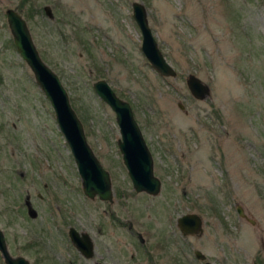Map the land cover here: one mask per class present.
I'll list each match as a JSON object with an SVG mask.
<instances>
[{"label": "rangeland", "instance_id": "rangeland-1", "mask_svg": "<svg viewBox=\"0 0 264 264\" xmlns=\"http://www.w3.org/2000/svg\"><path fill=\"white\" fill-rule=\"evenodd\" d=\"M133 1L176 76L144 57ZM8 7L67 89L109 170L112 202L85 195L54 109L13 43ZM191 73L208 85L204 98L191 93ZM99 78L130 102L159 193L133 188L115 113L93 91ZM190 211L204 230L183 236L175 221ZM69 226L92 236L91 260ZM0 227L31 264H203L196 249L214 264H247L264 231V0H0Z\"/></svg>", "mask_w": 264, "mask_h": 264}, {"label": "water", "instance_id": "water-1", "mask_svg": "<svg viewBox=\"0 0 264 264\" xmlns=\"http://www.w3.org/2000/svg\"><path fill=\"white\" fill-rule=\"evenodd\" d=\"M132 16L139 26L142 36L141 49L154 68L164 77L176 76V70L171 63L163 56V52L159 48L158 42L153 36L151 26L147 17L145 6L140 1L132 2ZM48 16H52L49 6L44 8ZM6 18L10 32L13 37L18 53H21L25 62L32 69L36 83L45 96L49 99L54 109L56 124L62 131V134L71 149L74 156L75 165L78 174L81 177V185L87 197H95L113 201V189L111 184V176L109 170L100 163L98 157L93 153V149L88 143L84 126L81 119L73 109L67 89L60 82L59 75L53 71L49 65L43 61L37 47L32 41V35L25 18L15 8L8 7ZM187 85L197 99L204 98L209 94V87L201 78L193 73L187 75ZM93 91H96L102 101L109 104L115 113V121L119 126L120 137L117 145L121 152L122 162L127 168V173L131 179L133 188L138 191H144L149 194H157L161 190V180L154 173V159L150 148L138 122L135 120L134 112L129 101L123 100L112 90L111 85L105 79H95L93 83ZM180 228L181 233L185 235H198L203 231L202 217L197 212H186L177 216L175 221ZM69 238L86 256L91 257L93 254V241L89 237L88 232L78 231L77 228L69 226ZM5 234L0 227V254L5 264H31L25 256L13 255L5 241ZM195 256L206 258L200 249L195 250ZM204 264H213L207 260Z\"/></svg>", "mask_w": 264, "mask_h": 264}, {"label": "flooded vegetation", "instance_id": "flooded-vegetation-1", "mask_svg": "<svg viewBox=\"0 0 264 264\" xmlns=\"http://www.w3.org/2000/svg\"><path fill=\"white\" fill-rule=\"evenodd\" d=\"M115 92V91H114ZM118 95V94H117ZM122 98V97H121ZM236 212L238 213V215L239 216H241V217H243V219H245V220H248V221H254L250 216H248V214L245 212V210L243 209V207L241 206V205H236ZM198 213V212H197ZM199 214V213H198ZM200 215V214H199ZM201 216V215H200ZM129 226H130V224H129ZM202 226H203V223H202ZM69 230V229H68ZM204 230V229H203ZM80 231H84V230H80ZM79 231V232H80ZM85 232H87V231H85ZM68 236H69V232H68ZM184 236V235H183ZM70 237V236H69ZM68 237V238H69ZM89 237H90V235H89ZM6 238V237H5ZM71 239V238H70ZM91 239H92V241H93V238H92V236H91ZM260 239H262L261 240V244H260V248H259V252L258 253H254V255L252 256V258H250L249 259V261H248V263L247 264H264V231H263V234H262V237L260 238ZM71 241H72V239H71ZM7 242V241H6ZM73 242V241H72ZM143 243V242H142ZM73 244H74V246H75V248L77 247L76 245H75V243L73 242ZM95 243H94V241H93V254H92V256H94L95 255ZM78 251H79V249L78 248H76ZM194 252H195V250H194ZM193 252V253H194ZM79 253L80 254H82V256H83V258H85V261H88L89 259L91 260L92 259V256L91 257H89V256H86L82 251H79ZM202 253H204V252H202ZM258 254V255H257ZM194 255H195V253H194ZM195 257H197V256H195ZM199 260H202L203 262V264L205 263V262H207V260H209L207 257L204 259V258H199V257H197ZM92 262L94 263V264H105L104 262H105V260H102V261H98V260H96V259H93L92 260ZM210 262H211V260H210ZM214 264V263H213Z\"/></svg>", "mask_w": 264, "mask_h": 264}]
</instances>
